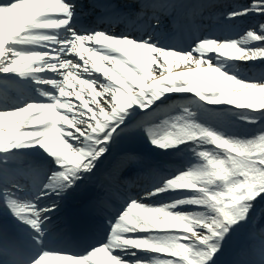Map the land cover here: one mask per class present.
I'll use <instances>...</instances> for the list:
<instances>
[{
	"label": "snow or ice",
	"instance_id": "6c2138e0",
	"mask_svg": "<svg viewBox=\"0 0 264 264\" xmlns=\"http://www.w3.org/2000/svg\"><path fill=\"white\" fill-rule=\"evenodd\" d=\"M0 264H264V0H0Z\"/></svg>",
	"mask_w": 264,
	"mask_h": 264
},
{
	"label": "bare ground",
	"instance_id": "6f19581e",
	"mask_svg": "<svg viewBox=\"0 0 264 264\" xmlns=\"http://www.w3.org/2000/svg\"><path fill=\"white\" fill-rule=\"evenodd\" d=\"M173 70L175 71V66H174ZM74 102H75V101H74Z\"/></svg>",
	"mask_w": 264,
	"mask_h": 264
}]
</instances>
